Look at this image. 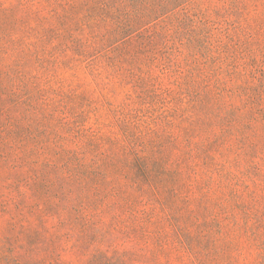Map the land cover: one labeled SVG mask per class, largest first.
Segmentation results:
<instances>
[{
  "label": "rangeland",
  "instance_id": "obj_1",
  "mask_svg": "<svg viewBox=\"0 0 264 264\" xmlns=\"http://www.w3.org/2000/svg\"><path fill=\"white\" fill-rule=\"evenodd\" d=\"M0 264H264V0H0Z\"/></svg>",
  "mask_w": 264,
  "mask_h": 264
}]
</instances>
